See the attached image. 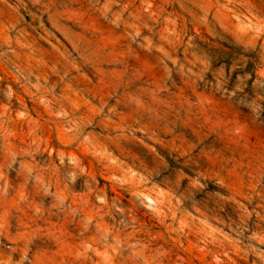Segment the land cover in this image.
Segmentation results:
<instances>
[{
    "label": "rangeland",
    "instance_id": "1",
    "mask_svg": "<svg viewBox=\"0 0 264 264\" xmlns=\"http://www.w3.org/2000/svg\"><path fill=\"white\" fill-rule=\"evenodd\" d=\"M0 264H264V0H0Z\"/></svg>",
    "mask_w": 264,
    "mask_h": 264
}]
</instances>
